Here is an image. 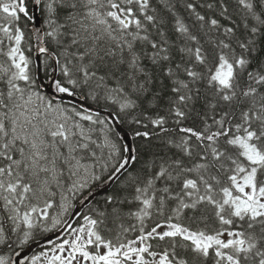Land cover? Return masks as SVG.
Returning a JSON list of instances; mask_svg holds the SVG:
<instances>
[{
  "label": "snow or ice",
  "instance_id": "1",
  "mask_svg": "<svg viewBox=\"0 0 264 264\" xmlns=\"http://www.w3.org/2000/svg\"><path fill=\"white\" fill-rule=\"evenodd\" d=\"M234 4L0 0V247L10 251L0 264H264V0ZM22 17L34 22V50ZM156 69L168 81L166 99L152 87ZM48 87L61 103L41 92ZM85 89L117 114L63 105L64 97L86 98ZM145 102L155 131L135 136L155 135L167 151L134 171L137 150L118 147L111 134L121 113ZM98 149H110L107 181L124 180L121 203L134 205L128 216L137 225L123 233L138 231L134 238L114 242L101 234L103 220L86 216L73 227L49 213L65 173L102 180L87 163ZM87 187L77 179L69 190ZM61 207L73 206L65 197ZM62 224L72 239L37 240V230ZM33 243L45 251L22 255Z\"/></svg>",
  "mask_w": 264,
  "mask_h": 264
},
{
  "label": "trees",
  "instance_id": "2",
  "mask_svg": "<svg viewBox=\"0 0 264 264\" xmlns=\"http://www.w3.org/2000/svg\"><path fill=\"white\" fill-rule=\"evenodd\" d=\"M230 5V11H235L236 5L234 4V0H229ZM29 8L31 9L32 5L29 3ZM203 11V10H202ZM179 13L182 18L186 20L187 23L191 24L192 18L189 17V15L184 11V9L181 7L179 9ZM43 18L41 17V20ZM168 24L167 28L171 32V29L173 27V21L171 17H167ZM239 19V17H237ZM225 22L226 21H222ZM20 26L24 29L26 33V41L30 46L33 48V38L31 33V28L33 26V21L27 20V18L22 17L20 21ZM43 26V24H42ZM51 49L55 51L56 46L55 44L49 43L48 45ZM34 50V49H33ZM31 54V53H29ZM260 59H264V55L260 57ZM156 77H159L153 84V88L156 91H161L162 95L166 97L169 95L168 92H164V86L168 84V81L165 77H163V74L160 70L156 69L153 70ZM59 78V77H57ZM160 79L164 80V84L160 83ZM84 97L86 98H79L85 101L89 106L94 107L96 109L107 111L111 113L113 116H115L118 112V106L111 103V102H105V100L101 99L99 102L91 100V98L88 96L87 89L84 90ZM49 99V98H48ZM165 101H161V113L163 114L164 108L163 104ZM64 106H67L68 104H63ZM154 110L151 109L147 102L144 103L142 110H137L133 112L131 115L129 114H120V119L118 121L119 125L130 135L132 146L137 150L138 160L135 163L133 170L139 171L141 168L144 167L145 162L149 159H151L154 155L161 154L164 151H167L164 144L161 143V140L159 137L153 135L151 139H146L143 136L136 137V132H154L155 130L152 128L151 124L149 123L148 119H146L142 112H146L151 114ZM135 118H139L143 120V124H137L134 122ZM144 125H147L145 127ZM98 138L100 139V142H103V136L104 132L101 131L96 134ZM113 141L117 144L118 147L123 148L124 143L122 141V138L116 131H114L112 134ZM110 151V149H98V156L95 161H87L89 164L95 165V171L97 174L102 176V180L100 181H94L89 176L85 175L83 172L79 177H71L67 173L64 174L63 178L60 181L61 186L53 185V191L56 193L55 196L51 197V201L53 203V207L49 209V213L52 217L55 216V210H59L62 212L61 216L59 215L58 219L68 220L71 212L73 209L78 205L79 201L86 195L92 194L103 187H105L109 181H107V172L104 170L103 166L106 161V153ZM123 155L127 156V152L122 153ZM81 180V181H87L89 187L85 188L82 191L73 190L70 191L69 189L72 188L73 182L75 180ZM128 193L124 190V180L123 178L121 180H116L113 185L103 194L97 196L86 208H84L80 215H78L72 226L73 227H80L84 224V217L90 216L97 220H103L104 225L101 226V234L106 239H111L114 242L116 241V237L120 236L121 239H131L136 237L139 233L138 231H128L127 233H123L124 228H131L133 225H137V221L134 218H131L128 216V210L130 208H133L134 205L128 204V203H121V201H124L127 197ZM65 197L68 201L71 202L72 208L70 209L69 213H63V209L61 205L65 203ZM109 197H113V201L109 203ZM114 208H118L121 210V216L117 217L114 214ZM61 209V210H60ZM61 217V218H60ZM48 223L50 226V222H44ZM123 233V234H122ZM68 235L70 234L67 233ZM48 233L41 232L40 230L36 231V238L38 241L42 240ZM94 251L95 249H90ZM41 251H44V247L37 249L34 251L33 255H38L41 253ZM0 253L4 254H10V251L7 248L0 247Z\"/></svg>",
  "mask_w": 264,
  "mask_h": 264
},
{
  "label": "water",
  "instance_id": "3",
  "mask_svg": "<svg viewBox=\"0 0 264 264\" xmlns=\"http://www.w3.org/2000/svg\"><path fill=\"white\" fill-rule=\"evenodd\" d=\"M34 22H33V27L31 28V33H32V36H33V41H34V49H35V47H37L38 46V44H39V40L37 39V35L36 34H34ZM41 28H43L42 26H41ZM41 90L50 98V99H52V100H54V101H57V102H61L60 100H58L57 99V96L54 94V91H52V88H50V87H48V88H41ZM63 103H69V104H71V103H76V105H77V107H79L81 104H83V105H85L86 107H89V106H87L83 101H80V100H78V99H76L75 101H73L71 98H67V97H64L63 98V101H62ZM89 108H91V107H89ZM93 109V108H92ZM94 110H96V109H94ZM96 111H98V110H96ZM109 117H111V116H109ZM115 126H116V129L119 131V133L120 134H122V135H124V138H123V140L126 142V144L127 145H129L130 147H131V140H130V136L126 133V132H124L122 129H120L118 126H117V124L115 123ZM129 155V154H128ZM116 180H114V181H111L110 183H109V185L106 187V188H104L102 191H100V192H98V193H95V194H93V195H91V196H89V197H85L81 202H80V208H78V209H76L75 210V214H78L79 212H80V210H82L85 206H87L90 202H92L97 196H99V195H101V194H103L104 192H106L112 185H113V183L115 182ZM70 222H72V219H70L69 220ZM65 230H64V227L62 228V230H60L58 233H56L55 235H51V236H48L47 238H45L43 241H46V240H48V239H55V237L57 236V235H61L63 232H64ZM37 245H41V244H34V245H32V246H30L26 251H24L23 253H22V255H26V256H29L30 255V252L32 251V249L34 248V247H36Z\"/></svg>",
  "mask_w": 264,
  "mask_h": 264
},
{
  "label": "rangeland",
  "instance_id": "4",
  "mask_svg": "<svg viewBox=\"0 0 264 264\" xmlns=\"http://www.w3.org/2000/svg\"><path fill=\"white\" fill-rule=\"evenodd\" d=\"M61 210V209H60ZM61 214H62V212L61 211H59L58 209L57 210H55V216L56 217H58L59 215L61 216ZM61 218V217H60ZM63 225V224H62ZM61 225V226H62ZM67 239H72V236L71 235H69L68 237H67ZM104 251V249L103 248H101V252H103Z\"/></svg>",
  "mask_w": 264,
  "mask_h": 264
},
{
  "label": "bare ground",
  "instance_id": "5",
  "mask_svg": "<svg viewBox=\"0 0 264 264\" xmlns=\"http://www.w3.org/2000/svg\"><path fill=\"white\" fill-rule=\"evenodd\" d=\"M33 27V26H32Z\"/></svg>",
  "mask_w": 264,
  "mask_h": 264
}]
</instances>
